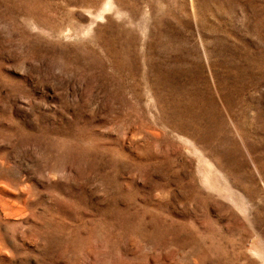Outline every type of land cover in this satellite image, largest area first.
Masks as SVG:
<instances>
[{
  "label": "rangeland",
  "instance_id": "1",
  "mask_svg": "<svg viewBox=\"0 0 264 264\" xmlns=\"http://www.w3.org/2000/svg\"><path fill=\"white\" fill-rule=\"evenodd\" d=\"M0 264H264V0H0Z\"/></svg>",
  "mask_w": 264,
  "mask_h": 264
}]
</instances>
